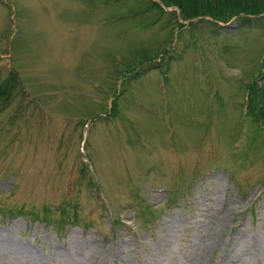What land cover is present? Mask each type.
<instances>
[{
	"label": "rangeland",
	"instance_id": "1",
	"mask_svg": "<svg viewBox=\"0 0 264 264\" xmlns=\"http://www.w3.org/2000/svg\"><path fill=\"white\" fill-rule=\"evenodd\" d=\"M248 12L0 0V264H193L208 243L202 264H264Z\"/></svg>",
	"mask_w": 264,
	"mask_h": 264
},
{
	"label": "trees",
	"instance_id": "2",
	"mask_svg": "<svg viewBox=\"0 0 264 264\" xmlns=\"http://www.w3.org/2000/svg\"><path fill=\"white\" fill-rule=\"evenodd\" d=\"M164 4L171 5L175 4L180 9V15L184 19L197 18L199 16L209 15L214 19L227 20L233 15L253 14L250 9L253 8H264V0H162ZM172 12V11H171ZM173 13V12H172ZM176 16L177 14L174 13ZM177 18V17H176ZM191 23V21H190ZM10 80L6 83H14L16 81L15 73L9 76ZM6 84V85H7ZM3 85L0 82V99L3 93ZM252 90L249 91L251 93ZM5 99H7L5 97ZM6 101L4 100L3 103ZM255 102L249 99V104L246 107V114L251 117V122L255 124L257 129H264L263 108L256 109ZM262 108V111H261ZM82 123V121H81ZM85 123H82L84 125ZM171 199V198H170ZM152 215V210H149ZM154 215V214H153Z\"/></svg>",
	"mask_w": 264,
	"mask_h": 264
},
{
	"label": "bare ground",
	"instance_id": "3",
	"mask_svg": "<svg viewBox=\"0 0 264 264\" xmlns=\"http://www.w3.org/2000/svg\"><path fill=\"white\" fill-rule=\"evenodd\" d=\"M215 241V240H214ZM219 242V241H218ZM209 247V243L208 245L198 254L196 260L194 261L193 264H202L204 259L206 258V253H207V249ZM24 250V249H23ZM27 250V249H26Z\"/></svg>",
	"mask_w": 264,
	"mask_h": 264
}]
</instances>
